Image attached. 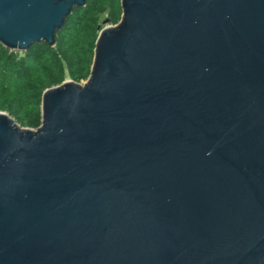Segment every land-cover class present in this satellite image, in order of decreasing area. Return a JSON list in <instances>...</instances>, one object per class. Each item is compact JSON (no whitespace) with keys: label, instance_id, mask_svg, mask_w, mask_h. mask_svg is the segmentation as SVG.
<instances>
[{"label":"water","instance_id":"obj_1","mask_svg":"<svg viewBox=\"0 0 264 264\" xmlns=\"http://www.w3.org/2000/svg\"><path fill=\"white\" fill-rule=\"evenodd\" d=\"M87 0H0L25 53ZM89 79L0 111V264H264V0H121Z\"/></svg>","mask_w":264,"mask_h":264},{"label":"trees","instance_id":"obj_2","mask_svg":"<svg viewBox=\"0 0 264 264\" xmlns=\"http://www.w3.org/2000/svg\"><path fill=\"white\" fill-rule=\"evenodd\" d=\"M121 17V0H87L67 17L54 47L43 43L21 53L0 44V111L24 128L39 129L44 92L67 80L86 82L104 21L116 26Z\"/></svg>","mask_w":264,"mask_h":264},{"label":"rangeland","instance_id":"obj_3","mask_svg":"<svg viewBox=\"0 0 264 264\" xmlns=\"http://www.w3.org/2000/svg\"><path fill=\"white\" fill-rule=\"evenodd\" d=\"M104 26V25H103ZM106 26H110V25H106Z\"/></svg>","mask_w":264,"mask_h":264}]
</instances>
